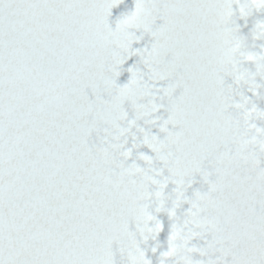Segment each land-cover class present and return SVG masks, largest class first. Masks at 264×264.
<instances>
[{
  "label": "snow or ice",
  "instance_id": "6c2138e0",
  "mask_svg": "<svg viewBox=\"0 0 264 264\" xmlns=\"http://www.w3.org/2000/svg\"><path fill=\"white\" fill-rule=\"evenodd\" d=\"M120 2L0 0V264H264V0Z\"/></svg>",
  "mask_w": 264,
  "mask_h": 264
}]
</instances>
